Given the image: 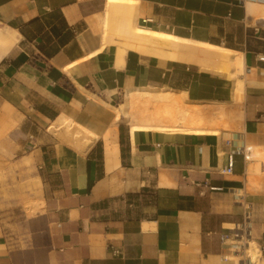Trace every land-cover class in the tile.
I'll return each instance as SVG.
<instances>
[{
	"label": "crops",
	"instance_id": "1",
	"mask_svg": "<svg viewBox=\"0 0 264 264\" xmlns=\"http://www.w3.org/2000/svg\"><path fill=\"white\" fill-rule=\"evenodd\" d=\"M251 4L264 0H0V264H264V157L253 170L247 158L264 153V21ZM134 26L238 51L240 72L149 51ZM145 87L222 108L219 123H115L112 102ZM62 118L81 145L95 136L87 150L51 131Z\"/></svg>",
	"mask_w": 264,
	"mask_h": 264
},
{
	"label": "bare ground",
	"instance_id": "2",
	"mask_svg": "<svg viewBox=\"0 0 264 264\" xmlns=\"http://www.w3.org/2000/svg\"><path fill=\"white\" fill-rule=\"evenodd\" d=\"M132 1L133 0H108V3L113 7L114 5H118L120 3L125 4V2ZM109 5V8L107 9H110ZM248 8L250 14L264 19V5L251 4ZM115 10L112 11L113 14ZM123 22L122 24H124ZM125 25H127L128 28V24ZM134 27V30L131 28L133 32L130 31L132 33L131 38H133L137 42L140 40H145L149 41V43L150 41L158 43V45L154 44L152 47L148 46L150 48H148L149 51L158 54L161 53L164 55L167 53L170 57L181 58L190 61H199L201 64L214 66L225 71H231L234 76H237L240 72L242 58L240 57L238 51L230 50V48L226 49L227 47L223 48L216 45H212L211 43H200L194 42L193 40L191 41L190 39H181L174 35L162 33L160 31L158 32L156 30L154 31L149 28L139 26ZM126 31L127 33L129 32L128 30ZM124 34L125 36L127 35L126 32ZM127 37L128 40L131 39L129 38V36H126L125 38ZM11 38L12 37H10V39ZM5 41L6 40H4V42ZM141 41L138 43H141ZM4 42H2V44ZM160 42H162V44H165L166 48L164 46L162 47L161 45H159ZM163 91L159 93H154L150 91V87L129 90L126 96V107L122 109L121 114H116V116L113 118L114 121H127L132 132L140 128H149L162 131L172 130L188 132H206L210 130L208 128H200V126L198 125L191 126L190 124L191 119L195 117H201L206 112L207 109L205 107L201 105L188 104L186 102L185 94L175 93L174 91ZM240 95L241 82L238 80L235 90V99L237 100L238 98H240ZM87 134L89 135V139L85 144L81 145L83 146V148L89 147L95 139V136L93 134L89 132H87ZM247 150V156L250 160L256 159L258 157V148L254 146H249ZM251 164L253 163L251 162L250 166H248L249 170H253V168L255 167H253V165ZM258 254L259 249L250 250V256L252 258L255 259Z\"/></svg>",
	"mask_w": 264,
	"mask_h": 264
},
{
	"label": "rangeland",
	"instance_id": "3",
	"mask_svg": "<svg viewBox=\"0 0 264 264\" xmlns=\"http://www.w3.org/2000/svg\"><path fill=\"white\" fill-rule=\"evenodd\" d=\"M257 18L264 21L263 18H260V17H257ZM140 41H138V42H140ZM160 55H164V54L160 53ZM168 55L169 54L166 53L164 56H168ZM150 91H152L154 93H159L162 91L165 92L166 90L165 89L150 88ZM126 96H127V92L120 94L112 102V104L109 106L113 110V113L115 116L118 113L121 114L122 109H124L126 107ZM186 102H187V99H186ZM187 103L190 104V102H187ZM194 104L195 105H201V106L205 107L207 110L201 117H195V118L191 119L190 120L191 126L198 125V126H200V128H208V127H204L203 125H207L210 120L213 121V123L215 121H217L219 123L216 116H217V112L222 110V108L210 106V105H204V104H200V103H194ZM120 122H123L124 125H126V126L128 125L127 121H115V123H120ZM73 130H74L73 127L70 128V123L67 122V120L64 118L59 119L57 121V123L55 125H53L51 128V131L54 132L62 140L68 141V142L71 141V143L73 145H81L82 139H84V135H80V136L75 137L74 136L75 130L74 131ZM247 152H248V150H247ZM258 152H259V155L256 159L250 160L249 157L247 156L250 163L251 162L253 163L254 160L256 161V160L262 159L264 157V153L261 149L258 148ZM20 195L22 197V201L24 203V206L30 210V208L32 206V198H31L30 194L27 191H25V189L23 188V185H20Z\"/></svg>",
	"mask_w": 264,
	"mask_h": 264
},
{
	"label": "built area",
	"instance_id": "4",
	"mask_svg": "<svg viewBox=\"0 0 264 264\" xmlns=\"http://www.w3.org/2000/svg\"><path fill=\"white\" fill-rule=\"evenodd\" d=\"M245 224H242V227L240 228H236L235 231V235L241 239H247V237L249 236V231L248 228L246 226H244Z\"/></svg>",
	"mask_w": 264,
	"mask_h": 264
}]
</instances>
